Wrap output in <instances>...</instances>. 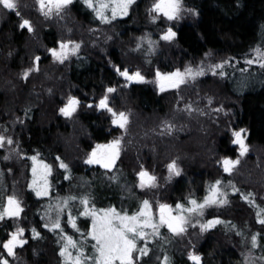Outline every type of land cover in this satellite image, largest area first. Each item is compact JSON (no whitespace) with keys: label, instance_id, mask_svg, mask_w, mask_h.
Returning a JSON list of instances; mask_svg holds the SVG:
<instances>
[{"label":"trees","instance_id":"1","mask_svg":"<svg viewBox=\"0 0 264 264\" xmlns=\"http://www.w3.org/2000/svg\"><path fill=\"white\" fill-rule=\"evenodd\" d=\"M184 3L187 8L197 9L200 15L189 14L191 18L176 27L178 35L171 47L170 56L176 62L183 60L191 64L209 57L211 65L221 59H232V64L225 67L227 76L217 73L213 78H202L200 84L194 85L192 103L200 105L204 110H218L206 119L205 122L211 127L207 125L209 128L201 132V135L196 136L195 131L189 133L190 129L180 135L172 132L173 142L164 143L162 140L165 138L160 137H170L164 122L175 125L179 118L175 115L177 112L174 106L183 108L185 104H190L183 94L184 90L158 94L148 84L125 86L115 70L116 65L121 68L131 66L126 64L129 60L122 59L125 55L127 58L139 59L144 67H149L145 64L142 52L134 50L140 35L130 32L145 24L141 4L133 10V15L117 22V30L112 32L114 40L108 41L106 45L108 49L115 43L110 55L103 51L101 56L96 53L95 48L88 45L86 51L73 57L66 73V80L75 88L73 92L82 103L85 106L87 102L94 104L92 108H85L86 112L81 114L82 122L78 128H85L88 134V142L83 151H90L97 144H107L114 138L122 137L120 158L113 172L89 169L83 166L84 162L80 164L83 166L81 168L73 167L67 159L61 157L67 149L68 144L64 140L68 136L63 133L64 127L60 120L55 123L56 113L53 109L56 102L64 96L62 94L66 96L62 99L72 95L69 92L70 86L63 87L58 92L56 85L50 80L34 76L37 74L35 71L27 80L24 79V70L29 67L28 64L31 65L30 61L26 62L31 59L35 50L32 51L30 47L32 36L29 31L21 29L19 23L21 17L34 21L33 13L22 11L17 16L0 5V126L8 137L13 136L16 150L24 157L22 163L26 165L28 176L33 156L52 165L53 171L50 194L46 200H36L35 192L30 189L29 184L28 189H22V194H19L26 206L22 221L33 222L32 229L35 228L40 233L37 237L30 231L27 234L29 243L22 252L28 264H64L65 258L60 254L64 239L67 241L64 233L72 236L78 245L84 244L86 255H91L95 241L87 233L92 217L80 215L85 209L82 201L87 199L88 207L97 211L115 207L128 214L136 213L145 200L137 189L135 177L142 166L158 175L163 188L169 186L164 195L173 206L182 203L187 208L191 199L203 202L209 187L217 179L223 182L222 193H227L228 202L222 207H209L203 216H195V221L200 223L213 217L221 220L212 230L202 233L204 237L199 238L202 243L195 245L197 243L187 242V246H184L178 237L169 235L163 229V241L157 240L148 245L150 251L143 257L141 264H163L164 256L169 258L168 264H194L188 257L193 248L203 254V264H247L246 257L250 250L255 264H264V260L260 259L264 256V225L258 219L260 209H264L261 202H264V177H261L264 174V68L246 63V60L255 55L254 49L264 47V0H184ZM67 10L84 25L90 28L98 26L99 20L94 11L84 5L83 0H74ZM40 35L48 46L53 45L57 38L56 30L51 28L41 31ZM158 60L159 57L154 61L152 58L147 61H152L150 65L163 72L173 71L164 67L163 60ZM241 69L245 71L242 72ZM108 86L119 89L114 96L109 94L111 105L117 111L130 113L125 130L115 129L111 123V113H99L95 109V102L105 94ZM227 116L232 129L247 130L246 143L249 145L247 158L252 176L246 183L237 182L239 192L235 194L230 191L228 181L231 179L221 170V163L217 162L224 156L233 159L239 156L238 148L231 143V128L220 122ZM158 117L163 120H158ZM190 124L195 126L193 122ZM149 133H153L155 142L152 137L151 143L147 144L150 151H144L143 144L146 142L141 137L144 135L142 138H145ZM156 143L160 144L159 148ZM139 147L141 156L138 159L136 149ZM159 149L160 155L157 154ZM2 154L4 152L0 151V209L4 207L6 198L13 195V192H9V187L17 183L16 178L21 173V167L16 164L18 161L3 160ZM57 156L69 167L72 166V169L60 168ZM78 157L81 162L80 156ZM172 160L177 161L181 174L167 183L166 167ZM10 172L11 177L7 176ZM242 194H254L250 196V200H254L259 208L243 199ZM61 197L70 198L68 203L62 202L67 205L65 213L60 217L63 232L59 229L52 231V223L45 216L46 207L58 203ZM73 218H76L79 231L69 223ZM17 222V219L7 216L0 221V241L19 227ZM45 224L49 227L45 228ZM256 233H259L261 246L253 249L251 237ZM73 250V254L78 251Z\"/></svg>","mask_w":264,"mask_h":264},{"label":"snow or ice","instance_id":"2","mask_svg":"<svg viewBox=\"0 0 264 264\" xmlns=\"http://www.w3.org/2000/svg\"><path fill=\"white\" fill-rule=\"evenodd\" d=\"M137 0H83L84 5L91 8L96 17L104 23L110 24L117 17L129 16L132 6L136 4ZM39 9L45 16H51L53 14H60L64 12L69 6L73 5L74 0H37ZM0 5L6 10H11L17 16H20L18 0H0ZM152 15L151 19L153 22L159 21L162 17L168 21H176L182 19L185 13H191L194 16H199L200 13L197 9L187 8L184 4V0H154L151 8L148 10ZM21 29H25L30 32H34L32 21L26 18H22L19 23ZM178 33L174 31L173 27L169 26L165 31L161 33V39L164 41L171 42L176 38ZM141 41L144 37L140 38ZM149 44L154 42L149 38ZM59 47H51L47 51L51 54V57L60 63H64L71 54L79 52L81 42L73 40H60L58 41ZM137 47H140L138 43ZM154 50V49H153ZM257 58H251L246 60L248 65L259 64L264 68V51L260 48L254 49ZM207 55V54H206ZM234 59V58H233ZM42 57L36 55L34 57V65L24 70L23 76L27 80L29 75L33 72L40 71V63ZM232 59L223 60L220 63L211 65L208 69L214 75L217 74L216 70L219 69L220 76H227L228 73L224 71L226 65H231ZM116 72L126 79V81H145L146 77L142 75L139 70L130 72L128 68H121L119 65L115 66ZM245 71V69H241ZM205 74V68L203 62L198 68L191 66L181 71L177 68L172 72H162L159 68L155 72V83L158 85L161 92L166 89H179L180 85L184 84L187 78L195 80L197 76H203ZM51 91V90H49ZM117 92L115 86H108L105 90V94L102 95L97 102L95 107L100 110H106L111 113V123L119 126L120 128L127 127L130 119V113L125 111H117L110 103V95ZM211 103V98H209ZM81 105V99L78 96L70 95L67 98L66 103L59 111L65 117H72L77 112ZM86 106L92 108L93 102H87ZM179 107V105L177 106ZM186 110H191V104H185ZM27 115V113H25ZM165 127L169 132L172 130V125L167 121L164 122ZM163 134V133H162ZM232 139L231 143L238 146L240 156L233 159L230 156H224L222 160L217 161L222 164L223 170L226 173H232L238 165L241 163L240 157L246 155L249 151V145L246 143L247 130L245 128L231 129ZM13 144L11 137H5L0 135V148ZM122 137L114 138L107 144H97L96 147L91 151L87 163L88 164H101L105 169H111L116 165V161L120 158L121 154ZM59 160V167L68 169L69 165L66 164L59 156L56 157ZM33 161L37 160L36 156L32 157ZM42 165V172L37 176L38 169L33 166L32 173L33 179L31 187L35 188L37 196H48L50 184L48 181V175L51 172L52 165L46 164L43 161H38ZM169 169V176H179L181 169L177 165L176 160H172L167 165ZM10 171V169H9ZM137 175L140 178V187L154 186V182L157 177L152 175L147 169L142 168L138 171ZM223 182L220 179L209 187L208 195L203 199V202H199L196 199L189 201L190 206L185 209V205L178 203L176 205L177 213L173 214V206L167 203L159 204V216L158 220L155 213L152 210V204L149 200L145 199L142 201V207L135 214L129 215L127 212L118 211L115 207L108 209L94 210L88 207L89 201L84 199L82 201L85 209L80 213L82 216H91L92 223L87 235L91 236L95 241L93 245V252L91 255H86V250L83 245H78L72 236L64 233L67 239V243L61 249V256L65 258V264H141L143 257L148 254L150 249L147 243H144L143 247H138V240L143 238L145 241L148 239L147 228L152 230L153 235H159V228L163 225H167L173 233L183 234L187 231L185 225L188 223V218L185 215V211L188 213L199 212L200 216L204 215V209L208 206L215 204L227 203V193H222L221 184ZM231 184V181H228ZM233 192H239V189L232 188ZM249 195H243V199L249 200L250 203L255 205L254 200H250ZM72 199H76L72 197ZM259 208L258 205H255ZM23 208L21 202L15 196H8L6 205L0 209V221L8 218H16L21 215ZM59 215V213H57ZM259 223L264 225V209H260V217H258ZM72 228H79L76 223V218L71 221ZM221 220L219 217H213L207 222L200 225L201 231H207L214 228L217 224H220ZM45 228L49 227L48 224L44 225ZM52 231L59 229L63 232V226L60 220L57 218L53 220L51 224ZM26 229L24 227H17L14 231L10 232L3 241H0V264H14L13 258L17 257V250L23 249L28 244V239L24 237ZM32 233L39 236L40 233L33 228ZM259 233L252 235L251 245L252 248L260 247ZM84 239V234H82ZM78 249L76 254L69 251V248ZM264 260V256L260 258ZM189 260L194 264H203V254L198 253L195 248L189 254ZM169 258L164 256L163 264H168ZM247 264H255V258L252 255L251 250L248 252L246 257Z\"/></svg>","mask_w":264,"mask_h":264},{"label":"rangeland","instance_id":"3","mask_svg":"<svg viewBox=\"0 0 264 264\" xmlns=\"http://www.w3.org/2000/svg\"><path fill=\"white\" fill-rule=\"evenodd\" d=\"M153 2H154V0H137L136 4H134L132 6V9L130 10V13H129V15L130 14L133 15V12H134L133 10L136 9V7L140 4H141V9L145 13V17H144L145 24L143 25V27H141V28L137 27L136 30L133 29V31H130V32L138 33L140 35V37L136 41L137 43H136L134 50L135 51L137 50L138 52H142V54L144 56L145 64L147 63V66H149V67H144L142 65V61H140L139 59H136L137 60L136 61L133 57L127 58V56L125 55L124 57H122V59L125 60V58H126L127 60H129V63L127 62L126 64L127 65L131 64L130 67H127L130 72H134L136 70H139L142 73V75H144L146 77L145 81H136L137 83H144V84H148V85L152 86L154 89L157 90L156 92L158 94L168 93V92L174 91V90L177 92H182L184 90L183 94H184L185 98L188 99V102L191 104V106H193V108L191 110H186L185 106L183 108H181V106H179V107L174 106L175 111L177 112L175 115L179 117V118H177V121H176L177 125L171 124L172 125L171 132H169L166 129L167 133L169 132L170 137H167L165 135L161 136L160 137L161 139L165 138L162 141L164 143L167 141L173 142L172 135H171L172 132H176L180 135L182 132H185L188 129H190V130H188L189 133H194V131H195V135L199 136V135H201V132H204L207 130L208 126L211 127L210 124L205 122L206 119H209V116L212 115L214 113V111H218L217 109H211L210 111L204 110V109H202L203 107H201L200 105L195 106L194 103H192V98L194 95V88H195L194 85L200 84L202 78L204 79V78H208L210 76L213 78L216 75V74L214 75L211 71L208 70L211 66V63L209 62L211 59L209 57H206L204 60L201 61V62H203V67L205 68V74L203 76H197L195 78V80H192L191 78H187L186 82L184 84L180 85L179 89H166L165 91L161 92L158 89V85L154 82L155 81V72H156L157 68L156 67L154 68V66L150 65V64H152V61H147V60L152 58L154 61V59H157L159 57L158 61L163 60L164 64H165L164 67L171 68V69H173V71H175L177 68H179L181 71H184V69L189 67V66H191L193 68H198L201 66V62L196 63V64H191L190 62L179 60V59H176L177 61L179 60L178 62H176L175 58H173L172 55L170 56V54L172 53V52L170 53V50H171V47L174 43L175 38L171 42L164 41L161 39V33L163 31H165L167 27L171 26V27H173V29L175 31L177 26L181 25L183 22H186L189 18H191L189 15L191 13H185L182 19H178L176 21L168 22L162 17L159 21L153 22L151 19L152 14L148 11L151 8ZM18 4H19V11L20 12L24 11L25 13H33V17H34V21H33V19L31 21H32L33 28L35 29V31L34 32L29 31V33L32 36L31 41H30V47H31L32 51H34V50L35 51L33 52L31 59L28 60L26 62V64L30 61L31 65L28 64V66L32 67L34 65V57L36 55H40L42 57L41 63L39 65L40 71L39 72L35 71L37 74H35L34 76L38 75V76H41L43 78H46L47 80H50V82H52L53 84L56 85V89L58 92L60 90H62L61 88L70 86L69 92H71V94L75 95V96H76V94L73 92V90H75V88L69 83L68 79L66 80V78H67L66 73H68V69H69L70 64L72 63L73 57L76 54H79L81 52L86 51L87 50L86 47L88 45L95 48L96 53H98L101 56H103V51L107 52L106 53L107 55H110L109 52L113 50V46H115V43H112L113 44L112 48L107 49L106 48L107 42L108 41L112 42L114 40V36H113L112 32L117 30V25H118L117 22L128 17V16L117 17L110 24L100 21L99 18L97 17V19L99 20L98 26L95 28H90L88 25L86 26L82 22H79L77 20V18H74L72 13L67 10L68 8L64 12H62L58 15L53 14L51 16H45L43 14V12L40 11L37 0H18ZM70 7L71 6H69V9H70ZM89 9H91V8H89ZM8 11H11V10H8ZM47 28L48 29L51 28L53 30H56V34H57V38H56L55 43L53 45H50V46L47 45L44 38L42 39V37L40 35L41 31L43 32ZM140 30H142V31H140ZM72 31H74V34ZM70 34L72 35L71 37H70ZM73 36H74V38H73ZM75 36H76V38H75ZM141 37H144L143 41L140 40ZM149 38L154 42L153 44L148 43ZM60 40H65V41L73 40L76 42H81V47H80L79 52L76 54H71L69 56V58L63 64L56 61L54 58H52L51 54L47 51V49H49L51 47H59L58 41H60ZM104 41L106 43H103ZM114 42H116V41H114ZM138 43L140 44L139 48L137 47ZM260 49L262 51H264V47H262ZM254 57L257 59L259 58V57H256V53L253 56V58ZM221 61H223V60L221 59ZM123 62H126V61H123ZM220 62L216 61L215 64L220 63ZM212 65H214V64H212ZM254 65H259V64H254ZM227 66H229V65H226L225 67H227ZM217 70H219V69H217ZM224 71H225V68H224ZM168 72H172V71H168ZM217 73H219V72H217ZM121 78H122L121 82L124 83L125 86L130 85V82L126 81V79L124 77H121ZM35 79H37V78H35ZM215 83H216V81H215ZM118 90L119 89H117V91ZM114 95H115V93H113L111 96H114ZM62 96H63L62 98L66 97L65 94H62ZM62 98H60V101L56 102V104L54 105V109H53V112L55 111V113H56L55 123L57 120H60V122L62 123V125L64 127V131L63 130L62 131L64 134H66V136H68V139L64 140V142H67L66 144H68L67 149L65 148L66 150H65V152H63V155H61V157L67 159L68 163H71L73 167L81 168L85 164H87V159H88L91 151L94 149L93 148L90 151H86V150L83 151L85 144L88 142V138H87L88 134H86L85 128H84V130L82 128H78L80 123L82 122L81 114L85 113L86 112L85 108H88V107L85 106L81 101V105L78 108L77 112L74 113L72 117H65L59 111V109L61 107H63L64 103H66V101H67V98L66 99H62ZM209 104H210L209 106H211V103H209ZM223 108L225 109L224 106H223ZM95 109L99 113L100 112L104 113L106 111V110H100L97 107H95ZM158 120H163V118L158 117ZM228 120H229V116L222 118V120H220V122L223 125L228 124L227 127L231 128L232 125H230V123H228ZM190 122H193L195 126L191 125ZM114 126H115V129H117V130L118 129L119 130H125V128H120L117 125H114ZM193 128L195 130H192ZM78 129H79V131H78ZM0 135H4L5 137H8L6 131L2 130L1 126H0ZM9 137H11V136H9ZM142 137H144V135H142ZM142 137H141V140L143 142H146L143 144L145 148H143V146H142L143 150L144 151H150V147H147V144H148V142L151 143V138L153 137V133H149V136H146L145 138H142ZM11 138L13 140V136ZM152 139L155 142V138L153 137ZM162 141H160V144H162ZM15 144H14V142L11 145H8L7 143H5V146L3 148H0V151H2V153L4 152V154H2L3 160L7 159L8 162H11L12 160L15 159L18 161L16 164H19V167H21V170L19 169L21 173L16 178L17 183L14 186L9 187L10 188L9 192H13V195H11V196H15L21 202V207L23 208L21 215L19 217L12 218V219H17L18 220L17 225L19 227H21V225H22V227H24L26 229V231L24 233V237L28 239L27 234L29 233V231H30V233H32L31 224L33 222L30 223V222L26 221L24 223L22 221L23 216L26 214V206H25L24 201H22L20 199L19 194H22L21 193L22 189L26 188V190H27L28 184H29L30 189L34 190V192H35V199L38 200L39 202L46 200L49 197V195L48 196H37L35 188L31 187L32 179H33V173H32L33 166H36L38 169L37 176H39L43 170L42 165L38 163V161H42L41 158L36 156L37 157L36 161L31 160L30 176H28L26 165L24 162L22 163L24 157H22L19 154V151L16 150ZM160 144L158 145V143H156L158 148H159ZM234 146H236L238 148L237 145H234ZM162 147L163 146L161 145V148ZM152 150L154 151V149H152ZM139 152H141V147L136 149V153H137L136 155H137L138 159L141 156ZM159 153H160V149L157 150L158 155H160ZM75 154H76V157H74ZM247 154L240 157L241 163H240V165H238L236 167V169L232 173H227L228 179L230 178L231 182H232L230 184L231 193H234V194L236 193V192L232 191V188H233V186L236 188L238 187V184H237L238 181L239 182L244 181L246 183V180H249V178L252 176L249 173V170L251 169V167L249 165L250 163H249V160L247 158L248 157ZM238 155L240 156L239 150H238ZM78 156H80L81 162H79ZM117 161H116V165H117ZM43 162L48 164L45 161H43ZM82 163H83V166L80 165ZM57 164L59 166V162H57ZM116 165L111 169H105L103 167V165H100V166L102 167L101 169H103V171L113 172ZM221 165L222 164H220V168H222ZM72 166L68 167V168L72 169ZM142 168H144V166H142L141 169ZM16 169L18 170V167ZM166 169H167L166 177L168 179L167 183H169L170 181L172 182L176 177L180 176V175L176 176L173 174L170 177L168 167H166ZM221 170H223V168ZM148 171L152 175L157 177L156 181L154 182V186H152V187L146 186L144 188H141L140 187V178L137 175V173H138L137 172L135 174V177L137 179V187H138L137 189H139V191L141 192L144 199H147L150 201V203L152 204V210L155 213V216L158 220L159 214L157 213V211L159 208V204H161V203L170 204L169 202H167L168 200L164 195L165 191H167V187H169V186L166 185V187H165L166 189L163 188V183L159 179L158 175H156L154 172H152L150 170H148ZM18 173H19V171H18ZM52 174H53V171L51 169V172L47 177L49 184L51 182ZM180 174H181V172H180ZM1 175H2V171L0 168V176ZM7 176L11 177L12 176L11 172L8 173ZM261 177L263 178L264 174ZM162 188H163V190H162ZM49 193H50V188H49ZM260 196H259V199H260ZM64 199H66V200H64ZM69 199H70L69 197L62 198L59 200L58 203L56 202V203H53V205L46 207V212H45L46 219L48 221H50L51 223L53 222V220H55L57 218L60 220V217L65 213V208L67 207V205H63L62 202H64L66 204V203H68ZM261 202L264 204L263 201H261ZM6 203H7V198H6L4 206L6 205ZM212 206H216V207L221 206L222 207L223 204H215V205L208 206L204 209V212L206 209H208L209 207H212ZM141 207L142 206H140V208ZM185 209H187V208L185 207ZM177 211L178 210H177L176 206H173V214H176ZM57 213H59V215H57ZM129 215H132V214H129ZM185 215L188 218V223L185 225V227L187 229V231L185 233L178 235L176 233H173L170 229H168L167 225H163L159 228V235H153L152 230L150 228H147L146 232L148 233V239L146 241L143 238L138 240V247H143L144 243H147V245H149V244H151V242H154L157 240H162L163 239V235H162L163 229L166 230V232H168L169 235L178 237L184 246H187V242L197 243L195 245L202 243V242H200L201 239H199V238L201 236L204 237L203 234L207 233L208 231L212 230L213 228H211L207 231H201L200 225L205 223V222L202 221V223H200V221H195V216L199 215V212L188 213L187 211H185ZM70 221H71V219L69 220V223H70ZM70 225H71V223H70ZM187 235H189V236H187ZM195 240H197V241H195ZM66 242L67 241H65V239H64V245L66 244ZM28 243H29V239H28ZM26 246H27V244L24 247H26ZM24 247H23V249H24ZM23 249L17 250V257L13 258L14 264H28L26 259L24 258L25 255L22 252ZM70 250H71V252L74 251L71 247L69 248V251ZM190 252L188 253V257H189ZM64 264H65V260H64Z\"/></svg>","mask_w":264,"mask_h":264},{"label":"flooded vegetation","instance_id":"4","mask_svg":"<svg viewBox=\"0 0 264 264\" xmlns=\"http://www.w3.org/2000/svg\"><path fill=\"white\" fill-rule=\"evenodd\" d=\"M119 77H120V79H121V81H122V78H121V76L120 75H118ZM142 84H144V83H137L136 81H131L130 82V85H136V86H140V85H142ZM158 89H159V87H158ZM103 144V143H102ZM101 164H85V167H88L89 169H92V168H94V170H97V169H99L100 168V170L101 171H103V169H101L102 167L100 166Z\"/></svg>","mask_w":264,"mask_h":264},{"label":"water","instance_id":"5","mask_svg":"<svg viewBox=\"0 0 264 264\" xmlns=\"http://www.w3.org/2000/svg\"><path fill=\"white\" fill-rule=\"evenodd\" d=\"M159 209V208H158ZM157 213L159 214V210L157 211ZM194 263V262H193Z\"/></svg>","mask_w":264,"mask_h":264}]
</instances>
